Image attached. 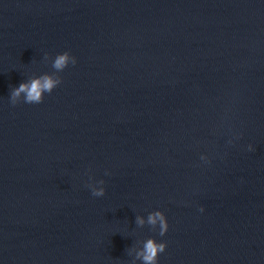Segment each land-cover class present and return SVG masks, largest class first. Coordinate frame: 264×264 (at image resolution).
I'll return each mask as SVG.
<instances>
[{
  "label": "water",
  "instance_id": "obj_1",
  "mask_svg": "<svg viewBox=\"0 0 264 264\" xmlns=\"http://www.w3.org/2000/svg\"><path fill=\"white\" fill-rule=\"evenodd\" d=\"M149 236L159 264H264V0H0V264H142Z\"/></svg>",
  "mask_w": 264,
  "mask_h": 264
},
{
  "label": "clouds",
  "instance_id": "obj_2",
  "mask_svg": "<svg viewBox=\"0 0 264 264\" xmlns=\"http://www.w3.org/2000/svg\"><path fill=\"white\" fill-rule=\"evenodd\" d=\"M77 63V57L70 51L65 50L59 52L52 59V67L57 73L62 72L69 65H75ZM62 82V77L55 73L44 72L40 75L32 76L30 79L23 80L18 86H14L11 89L9 96L10 103L12 105L19 104L21 102L29 104L41 103L46 93H51ZM232 142L231 140L229 141ZM248 149L251 151L253 146L248 145ZM200 159L205 162H209L210 158L207 154L202 153ZM101 185L103 181L99 182ZM105 193L104 187H93L92 194L94 196H103ZM200 211H204L201 207ZM138 223L143 225L147 223L154 231H158L160 236H164L169 230V220L166 213L162 209H155L150 211L147 218L138 217ZM168 246L166 240H159L156 236L147 237L142 246L136 251V257L142 264H159L160 253L164 252Z\"/></svg>",
  "mask_w": 264,
  "mask_h": 264
}]
</instances>
